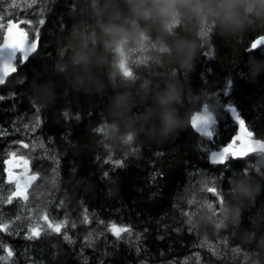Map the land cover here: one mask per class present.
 <instances>
[{"label": "trees", "instance_id": "16d2710c", "mask_svg": "<svg viewBox=\"0 0 264 264\" xmlns=\"http://www.w3.org/2000/svg\"><path fill=\"white\" fill-rule=\"evenodd\" d=\"M10 19L38 40V48L27 61H16L0 87V223L9 225L0 243L13 252L0 264H245L250 252L241 246V233L264 217V193L241 205L239 224L225 223L220 209L239 203L238 170L264 186L260 154L229 155L225 164L211 163L210 155L237 135L228 105L252 137L264 141V45L251 48L264 37V21L224 34L211 18L131 20L123 0H0V41ZM110 23L128 35L106 38ZM177 36L193 53L191 69L172 58L169 44ZM84 49L97 62L92 86L77 90ZM173 79L188 120L177 136L159 143L137 123L151 103L143 90ZM120 92L132 103L117 120L111 102ZM204 106L217 120L211 138L190 125ZM11 157L38 175L25 203L6 182ZM45 214L67 223L53 232ZM37 224L41 235L27 239ZM111 224L130 233L118 239Z\"/></svg>", "mask_w": 264, "mask_h": 264}, {"label": "clouds", "instance_id": "9594fccd", "mask_svg": "<svg viewBox=\"0 0 264 264\" xmlns=\"http://www.w3.org/2000/svg\"><path fill=\"white\" fill-rule=\"evenodd\" d=\"M128 12V17L134 21H148L164 18L166 20L179 19L184 16H193L200 19L211 18L222 33L230 34L248 24L259 20L264 21V0H123ZM117 13V18H118ZM106 38L121 40L128 33L122 25L110 23ZM172 58L178 65L185 69H191V57L187 42L183 37H175L169 44ZM97 62V57L90 55L84 49L79 56V76L74 80V88L86 89L92 86V71ZM260 75L259 72L256 73ZM125 88L127 85H118ZM144 97L149 98V107L139 114L137 123L143 125L144 134L152 140L164 143L175 137L187 124L188 114L182 116L178 105L182 103L183 93L180 84L176 80H170L163 87L157 86L151 89L144 88ZM132 98L124 92L113 96L111 112L115 119L119 120L129 108ZM257 163L264 167V153L259 155ZM234 179V194L236 202L226 203L220 209V215L224 222L236 225L242 222L243 207L247 203L254 204L256 198L264 193V186L253 182L252 174H244V170H238ZM250 227L241 233V246L249 248V260L245 264H264V217L257 223L250 221ZM255 253V255H252Z\"/></svg>", "mask_w": 264, "mask_h": 264}, {"label": "snow or ice", "instance_id": "6c2138e0", "mask_svg": "<svg viewBox=\"0 0 264 264\" xmlns=\"http://www.w3.org/2000/svg\"><path fill=\"white\" fill-rule=\"evenodd\" d=\"M39 22L41 24L44 23L43 20H40ZM0 27H3V25H0ZM14 27H16V24L9 21V23L7 24V33L3 37L4 42L2 45H0V59L3 60L4 69H5L3 72V75H0V84L4 83V77L8 75L7 69L9 67V62H11L12 60L15 59L16 53L18 51L22 52L23 57L26 60L29 53L34 51L37 47L36 43H32L31 45H29L27 47H21L20 43L10 42V35H11L12 29ZM257 45H258L257 43H253L251 45V48L255 49L257 47ZM11 71L14 72V71H16V69L13 67V68H11ZM230 83L231 82H229V84ZM224 94L227 95L228 94L227 91H225ZM0 99H2V97H0ZM228 110L231 112L232 116L239 122L241 129H244V121L242 119H240L239 115L236 112V109L235 108H229ZM204 112H205L204 116H194L192 118V121H191L192 127L195 128L196 131L201 133L203 136L211 138L214 134L213 125H214L215 121L212 119V116L208 114L209 109L207 107H205ZM248 135L251 136L252 134L249 132ZM24 147H27V145H24ZM231 147H232V145L230 144L229 146L224 147L220 151L211 152V163H213V164H225L229 155H232V156L243 155V153L230 152ZM13 155H15V154L13 153ZM33 179H35V177H33ZM12 196L22 197L24 200L28 199V197H27V195H25L24 191L21 190L19 184L16 185V191L12 193ZM8 203L9 204L12 203V197L11 196L8 198ZM42 219L46 221L48 229H51L53 232H57V233L60 232L61 228L67 223V221H64L61 223H53V222L48 220V217L46 214L42 217ZM84 219H85V221H87L88 218L86 215H85ZM8 227H9L8 224L0 223V231H6L8 229ZM108 230L111 231L112 234L114 236H116L118 239L121 238L122 232L130 233L129 228L117 227V225H115V224L109 225ZM41 231H42V229L40 228V226L38 224L34 225L28 229V235L26 238L27 239L37 238L41 235ZM64 239L68 240L69 237L65 234ZM87 240L89 241V243L92 242L91 234H89V236L87 237ZM0 247H2L4 249V252L6 253V255L0 256V261L9 260L13 255L12 250L10 248L5 247L2 243H0Z\"/></svg>", "mask_w": 264, "mask_h": 264}, {"label": "water", "instance_id": "95a60500", "mask_svg": "<svg viewBox=\"0 0 264 264\" xmlns=\"http://www.w3.org/2000/svg\"><path fill=\"white\" fill-rule=\"evenodd\" d=\"M10 21L12 23L16 24V27H14L12 29V32H11L10 42L20 43L21 47H27V46L31 45L32 43H36V45L38 47L37 41L29 42L27 34L23 30V28L20 27L19 23L14 22L13 20H10ZM8 23H9V21L7 22V24ZM7 24H6V27L4 30L3 37L7 33ZM3 37H2V41H1L0 45H2L4 42ZM255 43L258 44L257 46L264 45V37L258 38L255 41ZM37 47L34 51L29 53L26 60L24 59L22 52L18 51L16 53L15 59L12 60L11 62H9V67L7 69L8 75L4 77V83L0 84V87H2L6 83V80L11 75H13V73L15 72V71L14 72L11 71V68H13V67L15 68L14 62L16 61V58L19 56L21 61H23V62L27 61L29 59V57H31L36 52ZM4 70H5L4 69V62L2 59H0V75H3ZM205 107H207V106H204L202 108L201 112L197 113L194 116H204L205 115V112H204ZM229 108H234V107H227V110ZM208 114L211 115L212 119L215 121V123L213 125V127H214L217 124L215 115L210 110H209ZM229 114H230L233 122L237 125V135L233 138L232 142L230 143L232 145V147L230 148V152L243 153V155L232 156L233 159L242 160V159H244L248 156L254 155V154L264 153V141L253 139L252 135L249 136L248 135L249 132L245 128V125H244V129H241L239 122L232 116L230 111H229ZM191 121H192V119H191ZM190 125L192 127L191 122H190ZM192 129L197 135H199L201 137H205L201 133L196 131L195 128L192 127ZM206 138H209V137H206ZM210 160H211V156H210ZM5 168H6V180H7V182L8 183H14V185H15L14 192L16 191V185L19 184L21 190L24 191L25 195H28L29 190L31 189V187L35 183V181L37 180L38 176L36 174L27 175L24 172H19V170L21 169V166L18 164V159H8L5 162ZM33 177H35V179H33ZM14 197L17 199H20L23 203H25L27 201V200H24L22 197H18V196H14Z\"/></svg>", "mask_w": 264, "mask_h": 264}, {"label": "rangeland", "instance_id": "374dc122", "mask_svg": "<svg viewBox=\"0 0 264 264\" xmlns=\"http://www.w3.org/2000/svg\"><path fill=\"white\" fill-rule=\"evenodd\" d=\"M11 158H14V157H11ZM25 164H27L26 162H24V161H21V165L23 166V171L24 172H28V170H27V168L25 167Z\"/></svg>", "mask_w": 264, "mask_h": 264}, {"label": "bare ground", "instance_id": "6f19581e", "mask_svg": "<svg viewBox=\"0 0 264 264\" xmlns=\"http://www.w3.org/2000/svg\"><path fill=\"white\" fill-rule=\"evenodd\" d=\"M199 27V26H198ZM229 106V105H228ZM38 179V178H37ZM36 182V181H35Z\"/></svg>", "mask_w": 264, "mask_h": 264}]
</instances>
